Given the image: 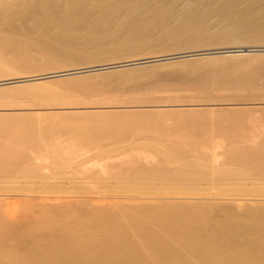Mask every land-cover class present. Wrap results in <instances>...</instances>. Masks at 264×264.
Listing matches in <instances>:
<instances>
[{"label": "bare ground", "instance_id": "bare-ground-1", "mask_svg": "<svg viewBox=\"0 0 264 264\" xmlns=\"http://www.w3.org/2000/svg\"><path fill=\"white\" fill-rule=\"evenodd\" d=\"M180 1H190L180 27L162 21L165 32L161 37L134 32L139 28L122 35V48L107 42L103 23L125 18L123 14L174 18L180 14ZM207 8L223 15L227 30L212 31L209 19L200 14ZM237 16L242 21L229 25ZM85 24L89 26L84 31L85 49L98 46L89 57L107 50L144 51L145 42L153 43V50H176L182 42L204 44L218 39L238 44L230 51H245L249 49L245 43L264 42V0H0V45L7 48L22 44L23 35L28 40L29 32L36 35L31 39L40 50L49 46L69 53L72 47L61 42L62 38L68 35L78 40V30ZM18 49L16 53L21 55L18 52L23 48ZM21 56L17 57L20 61ZM163 58L102 66L138 65ZM3 60L0 76L10 66V60ZM202 63L196 69L206 68ZM232 64L213 61L207 66L218 83L236 89L242 85L244 74L240 71L249 69L252 77L264 74V59ZM86 68L94 67H81ZM188 70L191 68L183 65L172 67L179 78L192 83ZM63 71L1 79L0 86L33 84ZM253 81L250 77L246 82ZM6 89L0 87V95L6 94ZM11 106L0 101V178L30 180L0 184V264H264V183L256 182L262 189L254 190L238 188L246 184H228L230 179L260 173L254 166L264 164V136L252 145L220 154L216 151L220 146L212 143L214 136L223 133L229 142L244 139L237 134L245 130H237L241 123L224 124L221 118L210 120L199 111L188 118L184 112L187 115L189 110L169 109L166 104L163 106L168 109L114 112L107 117L75 110L11 111ZM238 115L236 120H242L244 116ZM107 147L110 150L105 153ZM81 150L95 151L94 157ZM263 172L256 175L264 177ZM210 180L223 184H193ZM98 184L102 189H97Z\"/></svg>", "mask_w": 264, "mask_h": 264}, {"label": "rangeland", "instance_id": "rangeland-1", "mask_svg": "<svg viewBox=\"0 0 264 264\" xmlns=\"http://www.w3.org/2000/svg\"><path fill=\"white\" fill-rule=\"evenodd\" d=\"M189 4L190 1H185V2L180 1L178 5V12L180 14L179 16L174 18L165 19L167 17H161L160 19L159 15L157 16L156 14L153 13L151 14L147 13V15L146 13H144V15H139L135 17H129L127 14H123L124 16L122 17L128 18V21L125 18H119V20L112 19L109 22L103 23L102 26L103 28L105 27L104 31L106 32L105 36L107 42L111 43V45L114 44V46L113 45L111 46L110 44L108 45L113 48H115V45L116 48H122V46L124 45H122L123 41L122 44L120 42L121 38L124 39V37L127 36L126 33L128 34L131 33L128 31L138 30L139 28L140 30L134 32L137 33L145 32L146 34H149V36L153 34L152 36L161 37L165 32V30L163 29V25H165L167 20L168 21L170 20L169 21L170 24L175 22L174 23L175 25L171 24L172 26L174 25V27H180L181 23H183L187 18L185 17L186 15L185 16L183 15L185 12L184 8H188L190 6ZM243 4L245 6L248 5L247 2ZM243 4H241V6H243ZM209 9L210 8L203 9V11L201 10L200 14L202 18L209 19L208 23L210 24L209 26L212 29V31L223 32V30H227L228 26L226 25L225 21H223V17H222L223 15L222 14L219 15L218 12H215L216 14L215 15L214 12L210 11L211 9L210 10ZM120 19L122 22L120 21ZM124 19L126 20V22H124L125 21ZM239 20L242 21V18L239 19L238 16L231 18L232 22H230L231 24L229 25L237 24ZM111 21L113 22L111 23ZM142 21H144V23ZM161 22L163 23V25H161ZM223 22L225 23L226 26L224 25ZM219 23L223 25H220ZM86 25L87 24L80 27V29L78 30L80 32H83V35L82 33L80 34L79 32V36L77 37L78 40H76L75 38L77 43L75 42L74 39H72L68 35L67 36L69 42L68 39L67 40L65 39L67 38V36L62 38L63 41L61 42L65 44L67 43L68 47H70V49L72 47L71 50L72 51L74 50L72 52L69 49L71 53L70 52L67 53L68 50L65 51V53H63V51H61L60 49H59L60 51L58 49H53L54 47H52L51 49L49 48V46L45 47V50L42 49L40 50L39 49L40 47L37 48L35 41L32 40L36 35H34L33 33H32L33 35H31V33L29 34V32L27 34L28 40H25L26 35H23L24 39H23V43L21 42L22 44L19 45L15 44L12 46L10 45V48L9 46L7 48L4 47V45L3 46L0 45V57H1L0 60L2 61L4 59L3 62L5 60H10L8 61V64L10 66H8V68L6 69L7 72H5L4 75L0 76V80L1 79L4 80L10 77L22 78L24 76L37 75L39 73H53V71L64 70L62 74L56 76L53 75L49 77H43L39 81H35V83L33 84L30 82H25L23 84L22 83L16 84L20 86H11V87L10 86L8 87L6 85L5 86L1 85L0 86L1 88L2 87L7 88L5 90L7 92L6 94L3 93L0 95V101L10 106L13 105L11 107L14 109H11V111L12 110L26 111L30 109L39 112L51 111V110L52 111L75 110L78 112L85 113L87 115L97 116V114H99L104 117L110 116L114 112H124V113L127 112V113L135 114L137 112H140V110L150 111L158 108L168 109L169 107L170 109L171 107V109L174 110L179 109V111L189 110V113L187 115L185 113L186 111L184 112L185 116H187L188 118H191L188 115L192 116L193 113L199 111V112H204V114H206L207 118H209L210 120L219 121V119L221 118L220 121H223L224 124H226L227 122L228 123L233 122L238 124L241 123L242 125L240 124L237 130H240L241 128L245 130H242L240 131V133L237 134L238 136L246 137L244 139L237 140L235 142H229L225 140V135L223 133H217L214 136L216 138L212 143L214 145L218 144L220 146L216 149V151H218V153L220 154L225 153L227 150L234 148L236 146L252 145L255 143V141H259L261 137L264 136V74L259 73L260 76H256V73L253 72L256 76V77L253 76L255 81H253V84L250 83L248 84L247 82L249 81L250 77L253 78L252 77L253 74H250L252 73V71L250 70L251 71L250 72L249 69L243 70L244 72L240 71L242 74H244V75L241 74L243 76V78L241 77L242 88L239 87L238 89H236L234 87L221 85L220 83H218L215 79L217 77L214 78L213 75L211 76V74L214 73V71H212V68H210L211 66L209 65V63L210 62L213 63V61L214 64L216 63L224 64L228 62H230L231 64L232 63L237 64L238 60L239 61L247 60V62L248 61L251 62L253 60L255 61L258 59H264V42L259 43L252 41L245 43L244 46L249 48L248 50L245 51L244 50L230 51L234 49L232 47H237L238 44L233 45L231 43H227L225 40L223 42L222 39H218V41H213L214 43L209 42L204 44L203 43L192 44L189 43L188 41L182 42V45L183 44L184 45L183 46L180 45V47L176 48V50L174 48H172L174 50L169 48L153 50L151 48L153 46L152 45L153 43L149 44L148 42H145L142 44L143 45L142 48L144 47L143 48L144 51L131 50L124 53L123 52L114 53L112 50L109 51L107 50V51H103L102 53L95 54V56L89 57V55L95 53V49L98 46L96 47L92 46L95 47L90 49L92 53L89 52L90 50L88 51L87 49H85L86 47L83 42H85L87 39L85 40L86 37L84 35L86 33H84V31L89 30V28H87L89 26ZM119 27H121L122 29ZM114 29L117 30L115 31ZM123 29L125 33L122 34ZM118 30H121V32ZM118 36H120L118 39L119 41L116 38ZM80 37H82L81 40H79ZM113 37L115 38V40ZM112 40L115 42H113ZM118 43L121 45V47H118L120 46ZM51 44L53 43L49 42V45ZM79 46L80 47L83 46V47L80 48ZM74 48H76V52ZM17 49L18 50L22 49L20 50V52H22L24 55L20 52L18 53L23 56L18 55L16 53ZM14 52L16 53L14 54L15 55L14 58L16 56L17 57L21 56V61L19 59L20 57L19 58L16 57L17 59L16 58L12 59L13 61L11 60V56ZM152 56H161V57L165 56L166 58L154 60L149 63H138V65L124 64L123 66H119V67L108 66L106 68H104L105 66H102L103 64H108L110 62H124L138 58H151ZM167 57H172V58H167ZM202 62L206 65L207 70L206 68L200 70L196 69L197 65L201 64ZM181 64L185 66V68L188 69L191 68V71L188 70V72L189 73L191 72L190 75L193 77L194 82L196 83L197 81L200 82L202 80V77L203 79L205 77V79L202 80V83L201 84L197 83V85H195L194 82L192 81L191 76H189L192 81V83L190 82L191 85L192 84L194 85V87H190L189 82H185L184 79L179 78L180 75L178 76V74L172 72L173 66L175 65L182 66ZM207 65L210 67H208ZM83 66H93L94 68L81 69V67ZM237 72L234 73L236 74ZM261 74L263 75L261 76ZM238 75L240 76V73H238L237 76ZM175 83H177V85H175ZM199 85L202 87H200ZM189 94H192L193 97L195 96L194 99L192 95ZM200 95H202L201 98H199ZM189 96H191L194 101L191 98H189ZM178 98H180V101L182 99V102L183 101L184 102L180 103ZM184 98H186L187 101ZM176 99L178 100V102L175 101ZM173 100L175 102H173ZM168 103L170 104V106ZM162 104L163 105L166 104V106L168 107H164ZM238 114L244 116L240 121L236 120L237 117L238 118L240 117ZM234 127L235 125L230 127L231 130H233ZM108 150H110L109 147L105 148L104 150L105 153L108 152ZM81 151H84L82 153L83 154L86 153V156L88 157L89 156L94 157L93 155L95 151H91V150H89V152L88 150H81ZM134 151L137 152L138 150H134ZM90 159L92 161L93 158ZM115 159L118 158L116 157ZM217 159L222 160V157ZM93 160L96 161L98 159L94 158ZM105 160L108 161V159ZM213 160L211 162H213ZM254 168H258V170L262 171L264 170V164L258 163L254 166ZM260 173H256V174H260ZM104 174L106 175V173H103L102 175ZM256 174L254 175L257 176V178H255L254 176L252 178L243 177L240 180L230 179L228 180L229 182L228 184H235V183H237V185L246 184V185H242V187H238L240 190L248 189V188L250 190V188L253 187H254L253 190L259 187L260 189H262L261 188L262 186L261 185L257 186V183L259 184H261L260 182L264 183V177ZM27 180L30 179L27 177H24L23 179L22 177H15L14 179L13 177L0 178V184H10L14 182L24 183ZM225 182L224 184H227ZM211 183L212 185H210ZM213 183L223 184V181L219 182L216 180H210V181H200L193 184L194 185L199 184L201 186H213L214 185ZM254 183L256 184V186ZM89 185L91 186V183ZM100 185L98 187L97 186L95 187H97V189L98 188L102 189Z\"/></svg>", "mask_w": 264, "mask_h": 264}]
</instances>
